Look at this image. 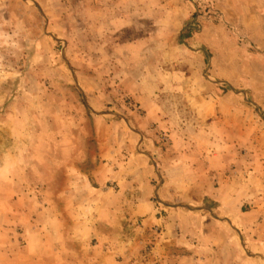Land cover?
I'll use <instances>...</instances> for the list:
<instances>
[{
  "label": "rangeland",
  "instance_id": "374dc122",
  "mask_svg": "<svg viewBox=\"0 0 264 264\" xmlns=\"http://www.w3.org/2000/svg\"><path fill=\"white\" fill-rule=\"evenodd\" d=\"M263 25L264 0H0V264L181 261L175 212L260 239Z\"/></svg>",
  "mask_w": 264,
  "mask_h": 264
},
{
  "label": "crops",
  "instance_id": "0c3cea01",
  "mask_svg": "<svg viewBox=\"0 0 264 264\" xmlns=\"http://www.w3.org/2000/svg\"><path fill=\"white\" fill-rule=\"evenodd\" d=\"M260 28L263 29L264 25ZM207 188H211L209 183ZM251 203L253 204V208L251 211L243 214L242 219L244 221L242 227L248 228L247 231L249 233L253 231V235L260 233L258 235L260 239L252 237V240L250 239L251 242L246 240L248 244L243 249H241L240 244L234 242L232 236L233 231L230 229V226L235 229L234 224L236 225V223L232 224L234 221L233 215H227L228 221L231 222L230 226H228L230 228H228L213 214L203 215L196 211L185 214L175 212L173 214L174 220L183 224L186 234L188 233L191 239L185 241V245H189V248H186L184 252L188 254L183 255V260L178 261L174 255H172V259H167L166 255L170 253H166V250L160 249L161 252L159 251V254L161 259L164 258L165 260L163 263L181 264L182 262V264H198L194 261L197 260V256L201 255L202 262L199 264H264V248L261 246V244H264V225L259 224V219L261 217L264 218V203L258 200ZM236 214L237 218L241 219L240 215ZM237 218L235 220H238ZM261 240L262 243H259Z\"/></svg>",
  "mask_w": 264,
  "mask_h": 264
}]
</instances>
